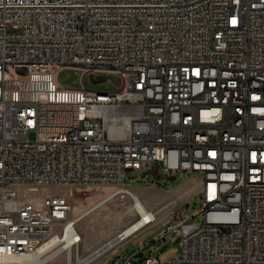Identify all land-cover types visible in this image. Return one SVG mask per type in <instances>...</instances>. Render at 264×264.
I'll return each instance as SVG.
<instances>
[{
  "label": "built area",
  "instance_id": "obj_1",
  "mask_svg": "<svg viewBox=\"0 0 264 264\" xmlns=\"http://www.w3.org/2000/svg\"><path fill=\"white\" fill-rule=\"evenodd\" d=\"M152 162L201 174L203 221L168 227V260L124 264H264V0H0V257L83 241L53 230L78 223L66 196L20 189L120 190Z\"/></svg>",
  "mask_w": 264,
  "mask_h": 264
},
{
  "label": "rangeland",
  "instance_id": "obj_2",
  "mask_svg": "<svg viewBox=\"0 0 264 264\" xmlns=\"http://www.w3.org/2000/svg\"><path fill=\"white\" fill-rule=\"evenodd\" d=\"M140 27V25H138ZM75 73L74 70L65 69L60 75V81L64 82ZM82 75V73L80 72ZM101 74H96L99 76ZM84 84L87 88L103 91H117L119 88L110 80L105 83L94 84L87 75ZM82 86L81 77L77 78L68 87L78 88ZM127 192L111 188H29L20 189V195L32 197L38 200L44 194H67L72 200L75 211L91 213L79 224V234L82 235L80 251L71 252L72 259L84 257L95 249L120 234L126 227L136 221L139 216L134 209V200L130 193L138 196L147 209L153 212L159 211L168 202H174L172 206L164 209L157 215V222L140 231L120 245L115 251L104 256L94 264H124L134 253L141 256L134 261H141L148 257H156L162 261L176 255L179 244H174L176 237L168 235L166 242L161 243L159 238L166 235L169 226L175 224L178 219L200 223L203 221L202 176L195 172H175L169 174L156 162H152L145 170L127 175ZM129 224V225H128ZM125 227V228H124ZM57 255L54 256V258ZM67 252L49 264H66ZM74 263V262H73ZM90 263V264H92Z\"/></svg>",
  "mask_w": 264,
  "mask_h": 264
},
{
  "label": "bare ground",
  "instance_id": "obj_3",
  "mask_svg": "<svg viewBox=\"0 0 264 264\" xmlns=\"http://www.w3.org/2000/svg\"><path fill=\"white\" fill-rule=\"evenodd\" d=\"M120 190H122L121 192H127L123 190V188ZM128 193H130L134 200V209L139 215V218L131 223L128 227H126L120 234H122L126 238H131L137 233V231L140 229V226L144 224L145 220L150 218V214L152 212L147 209L146 205L138 196L134 195L130 191H128ZM53 230L60 233H66V237H75V235H80L77 229V223H71V230H67V225L65 223H53ZM118 235L119 234L95 249L90 254L81 258L77 257L75 261H73L71 255L72 251L69 249L70 242L62 245L60 241V235H51V237L49 238V242L44 243L34 253L24 254L13 258L0 257V264H49V262L54 258L55 255H58V253L60 252H64V250L65 252H67L66 264H90L92 262H95V260L103 255V250L105 251L104 253H107L109 250L116 246L115 242L117 241L116 239ZM59 245L61 246L55 252L51 253V250L54 247H58ZM48 252H50L51 254H47Z\"/></svg>",
  "mask_w": 264,
  "mask_h": 264
},
{
  "label": "water",
  "instance_id": "obj_4",
  "mask_svg": "<svg viewBox=\"0 0 264 264\" xmlns=\"http://www.w3.org/2000/svg\"><path fill=\"white\" fill-rule=\"evenodd\" d=\"M77 79V75L74 74L72 76H70L68 79H66L63 84L64 85H71L75 80ZM90 80L92 81V83L94 84H99V83H105L106 81L110 80L112 81L117 87L121 86V79L117 76H114L112 74L109 75H99V76H95L94 74L90 75ZM178 239L175 241L174 244L178 243Z\"/></svg>",
  "mask_w": 264,
  "mask_h": 264
},
{
  "label": "crops",
  "instance_id": "obj_5",
  "mask_svg": "<svg viewBox=\"0 0 264 264\" xmlns=\"http://www.w3.org/2000/svg\"><path fill=\"white\" fill-rule=\"evenodd\" d=\"M99 189H106V188H99ZM60 195H63V196H66L67 198H68V196H67V194H65V193H62V194H60ZM70 201H71V203H72V200L70 199V198H68ZM73 204V203H72ZM150 211V210H149ZM90 211H87V212H85V213H80V212H78V211H75V208L73 207V212H72V214H71V217L72 218H74V219H77L78 220V223H77V229H78V231H80V229H79V224L82 222V221H84V219L85 218H87L91 213H89ZM153 212V211H152ZM86 215V217L85 218H83L82 220H80L83 216H85ZM139 216V215H138ZM129 225V224H128ZM125 228V227H124ZM50 263V262H49Z\"/></svg>",
  "mask_w": 264,
  "mask_h": 264
}]
</instances>
